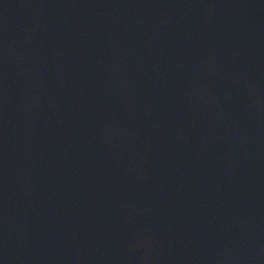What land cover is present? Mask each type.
<instances>
[{"label": "water", "instance_id": "obj_1", "mask_svg": "<svg viewBox=\"0 0 264 264\" xmlns=\"http://www.w3.org/2000/svg\"><path fill=\"white\" fill-rule=\"evenodd\" d=\"M0 264H264V0H0Z\"/></svg>", "mask_w": 264, "mask_h": 264}]
</instances>
